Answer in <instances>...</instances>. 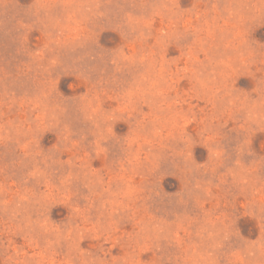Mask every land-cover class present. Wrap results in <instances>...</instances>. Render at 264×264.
<instances>
[{"label":"rangeland","instance_id":"374dc122","mask_svg":"<svg viewBox=\"0 0 264 264\" xmlns=\"http://www.w3.org/2000/svg\"><path fill=\"white\" fill-rule=\"evenodd\" d=\"M0 264H264V0H0Z\"/></svg>","mask_w":264,"mask_h":264}]
</instances>
